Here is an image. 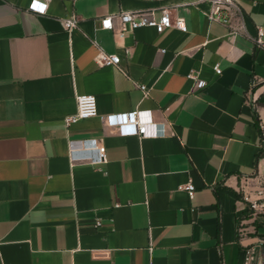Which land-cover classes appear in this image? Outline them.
<instances>
[{
  "label": "crops",
  "instance_id": "0c3cea01",
  "mask_svg": "<svg viewBox=\"0 0 264 264\" xmlns=\"http://www.w3.org/2000/svg\"><path fill=\"white\" fill-rule=\"evenodd\" d=\"M30 2L0 0V264H264V0H235L228 25L207 0H50L45 14ZM163 9L185 31L100 27ZM78 95L97 116L66 127ZM133 111L150 136L100 119ZM87 140L103 163L90 149L71 161Z\"/></svg>",
  "mask_w": 264,
  "mask_h": 264
},
{
  "label": "built area",
  "instance_id": "2783aa9c",
  "mask_svg": "<svg viewBox=\"0 0 264 264\" xmlns=\"http://www.w3.org/2000/svg\"><path fill=\"white\" fill-rule=\"evenodd\" d=\"M50 0H31L28 10L37 14H45L47 5ZM210 4L209 19L212 21H218L225 25L230 22V13L234 7L235 0H207ZM114 18L117 20V29L114 25ZM78 19L75 16H70L63 20L64 28L71 32L77 27ZM100 27L105 30H110L116 33L120 38L133 30L140 27H153L158 34L163 33L166 29L176 28L181 31H185V25L182 19H173L168 9L161 10L160 17L156 19L152 12H120L116 15L106 16L100 20ZM263 30L259 28L257 30L256 37L253 39L257 48H264ZM95 61L100 66L118 67L120 59L118 55H109L99 50ZM214 70L217 74L220 73V69L215 65ZM189 78L194 79L192 75ZM195 87L202 89L205 87L204 81H195ZM143 95H147L148 89L144 86H140ZM76 113L64 119V125L69 127L77 123L80 120L88 119L90 117L97 116L96 98L94 95H78L76 96ZM138 112L133 111L130 113L111 114L101 116V121L110 127H115L118 134L124 136H150L145 124L138 120ZM260 144H259V156L258 165H262L263 177H264V124L260 126ZM90 149L96 151L95 159H88L91 164H99L105 161V149L98 143L97 140L80 141L78 143L71 142L69 145V152L71 161H81L83 159L75 156L77 150ZM180 190L187 192L189 197H192L194 187L191 184H187L179 187ZM264 212V187L262 192V203L260 205ZM96 228L100 226L99 221H96Z\"/></svg>",
  "mask_w": 264,
  "mask_h": 264
}]
</instances>
